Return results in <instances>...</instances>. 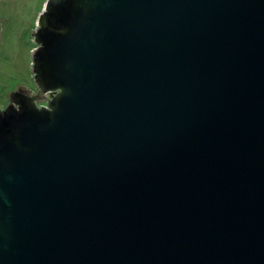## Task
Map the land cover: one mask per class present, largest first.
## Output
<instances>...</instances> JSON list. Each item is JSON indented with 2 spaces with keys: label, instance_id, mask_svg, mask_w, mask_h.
Segmentation results:
<instances>
[{
  "label": "water",
  "instance_id": "water-1",
  "mask_svg": "<svg viewBox=\"0 0 264 264\" xmlns=\"http://www.w3.org/2000/svg\"><path fill=\"white\" fill-rule=\"evenodd\" d=\"M32 35L0 264H264V0H48Z\"/></svg>",
  "mask_w": 264,
  "mask_h": 264
},
{
  "label": "rangeland",
  "instance_id": "rangeland-1",
  "mask_svg": "<svg viewBox=\"0 0 264 264\" xmlns=\"http://www.w3.org/2000/svg\"><path fill=\"white\" fill-rule=\"evenodd\" d=\"M48 0H0V109L9 94L23 84L32 89L33 31Z\"/></svg>",
  "mask_w": 264,
  "mask_h": 264
},
{
  "label": "flooded vegetation",
  "instance_id": "flooded-vegetation-1",
  "mask_svg": "<svg viewBox=\"0 0 264 264\" xmlns=\"http://www.w3.org/2000/svg\"><path fill=\"white\" fill-rule=\"evenodd\" d=\"M16 89V88H15Z\"/></svg>",
  "mask_w": 264,
  "mask_h": 264
}]
</instances>
